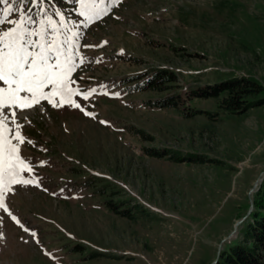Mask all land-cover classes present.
<instances>
[{"label": "rangeland", "instance_id": "obj_1", "mask_svg": "<svg viewBox=\"0 0 264 264\" xmlns=\"http://www.w3.org/2000/svg\"><path fill=\"white\" fill-rule=\"evenodd\" d=\"M58 10L61 32H80L85 59L72 78L76 88H96L86 108L93 115L44 101L24 110L27 120L8 110L17 112L11 126L22 123L32 141L21 149L35 168L21 173L32 184L10 181L4 193L30 231L0 210V264H212L237 236L264 178V103L229 113L212 97L175 108L146 100L231 74L264 86V0H122L91 24L77 0ZM52 20L59 25L61 17ZM158 66L174 75L163 90L128 91L132 80H121ZM190 107L217 117H184ZM152 147L165 153L149 154ZM171 150L194 158L173 160ZM88 176L101 179L80 186ZM100 183L106 197L155 218L110 211L93 190Z\"/></svg>", "mask_w": 264, "mask_h": 264}, {"label": "snow or ice", "instance_id": "obj_2", "mask_svg": "<svg viewBox=\"0 0 264 264\" xmlns=\"http://www.w3.org/2000/svg\"><path fill=\"white\" fill-rule=\"evenodd\" d=\"M18 2L25 4V0ZM36 2L37 0H32V3ZM77 2L80 5L79 15L91 24L94 19L107 14L113 5L121 3L122 0H108L103 8L100 5L104 4L105 0ZM0 4L7 5L3 18H0V25H7L6 28H0V210L28 232L30 229L25 228L10 211L4 193H11L10 181L15 185L33 183V180L21 175L32 172L35 168V165L26 163L27 157L22 156L21 149L22 145L32 144V141L23 134L22 123L11 126L16 121L17 112L13 110L9 114L8 110L19 109L20 116L27 120L24 110L36 106L42 109L41 102L44 101L53 107L68 105L92 116L93 113L86 111V108L96 88L74 87L77 81L72 78L73 73L76 72L78 64L84 63L85 58L79 53V30L66 29V35L61 32L64 21L62 13H56L61 17L58 25L51 17L38 21L29 15L31 8H14L10 0H0ZM13 14L17 18H9ZM36 183H40L38 177ZM2 235L0 233V236ZM31 235L35 237L37 234L31 232Z\"/></svg>", "mask_w": 264, "mask_h": 264}, {"label": "trees", "instance_id": "obj_3", "mask_svg": "<svg viewBox=\"0 0 264 264\" xmlns=\"http://www.w3.org/2000/svg\"><path fill=\"white\" fill-rule=\"evenodd\" d=\"M18 0H10L14 3ZM54 3H60L64 0H48ZM123 82L132 80L126 89H155L163 90L168 87V83L174 80V75L170 69L165 67H154L148 72L139 73L123 77ZM263 84L250 74H231L212 82L196 84L183 91L169 90L162 95L147 99L148 105L157 107H178L183 100L191 97H212L216 100V105L223 112L238 113L252 105L264 103ZM184 117L193 116L197 113H205L209 118H216V112L204 111L199 108L190 107L188 110H181ZM135 128V131H138ZM145 149L147 147L145 146ZM149 154L163 155L164 149L149 148ZM171 159L173 160H191L190 154L181 153L179 150H171ZM100 177H86L79 182L80 186L86 187L93 185L95 181H100ZM107 184V183H106ZM100 183L93 189L98 194L104 195L102 202L110 211L116 212L121 216L133 219L138 215H147L155 218L140 205L122 202V199L113 200L106 197V185ZM94 186V185H93ZM214 264H264V178L258 191L255 192L252 209L242 220L236 237L229 239L219 250Z\"/></svg>", "mask_w": 264, "mask_h": 264}, {"label": "water", "instance_id": "obj_4", "mask_svg": "<svg viewBox=\"0 0 264 264\" xmlns=\"http://www.w3.org/2000/svg\"><path fill=\"white\" fill-rule=\"evenodd\" d=\"M215 260H216V259H214V260L212 261V264H214V263H215Z\"/></svg>", "mask_w": 264, "mask_h": 264}]
</instances>
